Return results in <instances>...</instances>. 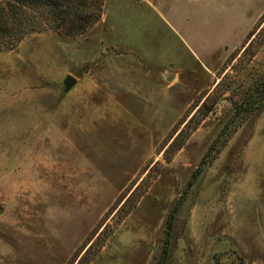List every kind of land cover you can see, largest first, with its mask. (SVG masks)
<instances>
[{
	"label": "rangeland",
	"instance_id": "1",
	"mask_svg": "<svg viewBox=\"0 0 264 264\" xmlns=\"http://www.w3.org/2000/svg\"><path fill=\"white\" fill-rule=\"evenodd\" d=\"M99 5L0 50V264H264V0Z\"/></svg>",
	"mask_w": 264,
	"mask_h": 264
},
{
	"label": "trees",
	"instance_id": "2",
	"mask_svg": "<svg viewBox=\"0 0 264 264\" xmlns=\"http://www.w3.org/2000/svg\"><path fill=\"white\" fill-rule=\"evenodd\" d=\"M99 1L0 0V50L13 49L27 36L48 30L68 36L84 34L100 17ZM263 104L264 80L234 107L233 118L251 114Z\"/></svg>",
	"mask_w": 264,
	"mask_h": 264
},
{
	"label": "water",
	"instance_id": "3",
	"mask_svg": "<svg viewBox=\"0 0 264 264\" xmlns=\"http://www.w3.org/2000/svg\"><path fill=\"white\" fill-rule=\"evenodd\" d=\"M74 84H75L74 78L71 76H66L64 80V91L67 92Z\"/></svg>",
	"mask_w": 264,
	"mask_h": 264
}]
</instances>
